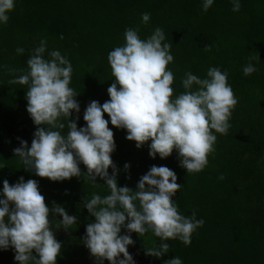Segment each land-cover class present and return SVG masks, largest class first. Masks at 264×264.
Returning <instances> with one entry per match:
<instances>
[{"label":"trees","instance_id":"16d2710c","mask_svg":"<svg viewBox=\"0 0 264 264\" xmlns=\"http://www.w3.org/2000/svg\"><path fill=\"white\" fill-rule=\"evenodd\" d=\"M204 0H14V10L7 24L0 23V193L3 181L14 184L23 177L34 179L45 203L64 207L68 215L78 217L76 226L67 232L61 227L55 236L62 244L56 264H96L82 239L88 223L94 222L84 207V198L93 194H110L100 177L94 185L86 176L63 181L40 178L23 169L13 150L20 140L31 146L36 127L26 111L27 85L9 84L27 70V60L43 39L45 58L59 50L73 67L70 87L79 95L80 112L77 127H85L83 113L93 100L101 105L109 100L107 88L114 82L107 56L123 46L126 28H137L141 39L161 28L166 41L172 43L174 60L167 65L174 74L173 96L184 91L181 80L185 72L206 78L210 67L228 72L238 103L226 135H217L215 151L208 156V165L198 173H188L179 166L178 154L164 159L148 155L147 142L137 149L126 139L127 132L110 123L115 150L111 158L117 167L118 187L135 190L139 178L151 166H167L177 175L182 187L173 201L180 214L191 216L204 224L186 246L178 239L161 241L151 232L144 236L131 233L134 241L128 251L142 254L144 264H164L179 257L182 264H264V0H239L241 8L232 11L233 0H214L205 12ZM150 14L147 24L141 15ZM61 36L63 39H61ZM210 51H205V46ZM23 48V54L16 52ZM258 54L259 60L250 61ZM253 63L257 71L245 76L243 68ZM67 133V128L62 134ZM215 134V133H214ZM128 164L129 168L124 169ZM81 172L87 169L79 165ZM109 175L112 169L109 168ZM223 176V179H219ZM67 193V194H66ZM3 196L0 195V199ZM62 219L58 214L49 220ZM54 221V223H58ZM121 235L126 234L121 229ZM169 244V252L161 258L145 255V249ZM12 249V248H11ZM35 255V252H33ZM12 249L0 264H17ZM1 257V253H0ZM123 258L122 256L120 257ZM89 261V262H88ZM106 260L103 261V264Z\"/></svg>","mask_w":264,"mask_h":264},{"label":"clouds","instance_id":"9594fccd","mask_svg":"<svg viewBox=\"0 0 264 264\" xmlns=\"http://www.w3.org/2000/svg\"><path fill=\"white\" fill-rule=\"evenodd\" d=\"M213 2L204 0L203 11ZM14 7V0H0V23L7 24ZM240 8L239 0H233L232 11ZM149 20V13L141 15L142 23ZM138 31L126 28L124 45L108 53L114 77L107 88L110 99L102 105L93 100L86 106L85 127H77L78 115L70 119L72 113L80 112L75 99L79 94L69 86L72 64L59 50L49 52V58H45L46 42L42 39L27 60L26 71L9 70L21 72L8 83L28 86L26 111L37 126L31 146L20 140V146L13 150L23 169L54 182L86 176L98 185L96 178L100 177L110 191L103 197L93 194L91 199L84 198V207L94 222L86 225L82 243L96 264H103L104 260L109 264H134L128 251L134 243L130 235L133 232L139 237L151 232L161 241L178 239L188 246L192 234L204 224L203 219H196L195 211L191 216L179 213L173 197L182 185L167 166H151L139 178L135 190L118 187V170L111 158L114 133L104 114L113 127L126 130V139L134 141L137 149L150 141L149 157L159 155L164 159L175 150L179 166L188 173H198L215 151L216 134L226 135L230 129L229 120L238 103L228 84V72L217 67H210L206 78L185 72L181 80L184 91L174 97V74L167 68L174 60L170 53L172 43L166 41L159 27L146 39H141ZM204 50L210 51L211 47L207 45ZM16 52L23 54L24 49L18 47ZM249 59L258 61L259 56L256 53ZM256 71L251 62L243 68L245 76ZM65 128L67 133L62 134ZM80 164L86 167V173L81 172ZM128 168L125 164L124 169ZM0 195V249L11 247L17 264H56L62 244L55 230L62 227L67 232L76 226L78 217L68 215L60 205L50 208L34 179L25 182L20 177L14 184L5 179ZM57 214L62 219L49 220L50 215ZM122 228L126 230L124 235L120 234ZM168 252L169 244L163 242L158 248L145 249V255L155 258ZM164 264L182 261L173 257Z\"/></svg>","mask_w":264,"mask_h":264},{"label":"rangeland","instance_id":"374dc122","mask_svg":"<svg viewBox=\"0 0 264 264\" xmlns=\"http://www.w3.org/2000/svg\"><path fill=\"white\" fill-rule=\"evenodd\" d=\"M0 253H1V257H0V262H1L3 258H6V256L12 253V249L11 247H9L7 250L0 249ZM131 255L133 256L134 264H144L146 259L144 258V256H142L141 253L138 255H135V254H131ZM105 264H109V262L106 260Z\"/></svg>","mask_w":264,"mask_h":264},{"label":"flooded vegetation","instance_id":"af4514ba","mask_svg":"<svg viewBox=\"0 0 264 264\" xmlns=\"http://www.w3.org/2000/svg\"><path fill=\"white\" fill-rule=\"evenodd\" d=\"M130 254H133L132 252H129ZM106 263V261L104 262V264Z\"/></svg>","mask_w":264,"mask_h":264}]
</instances>
